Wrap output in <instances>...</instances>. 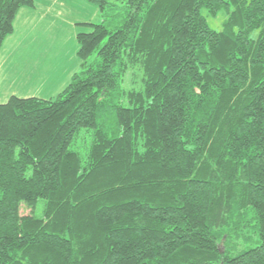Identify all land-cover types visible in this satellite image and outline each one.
<instances>
[{"label":"trees","instance_id":"1","mask_svg":"<svg viewBox=\"0 0 264 264\" xmlns=\"http://www.w3.org/2000/svg\"><path fill=\"white\" fill-rule=\"evenodd\" d=\"M91 1L70 83L0 103V264H264V0Z\"/></svg>","mask_w":264,"mask_h":264},{"label":"rangeland","instance_id":"2","mask_svg":"<svg viewBox=\"0 0 264 264\" xmlns=\"http://www.w3.org/2000/svg\"><path fill=\"white\" fill-rule=\"evenodd\" d=\"M39 11L51 6L53 28L43 22L18 25L6 38L0 57V101L6 94L55 98L81 68L76 34L90 31L87 23H99L103 15L91 0H34ZM47 5V6H46ZM224 17H208L214 29H221ZM10 39V40H8ZM8 41V42H7ZM3 43V45H4ZM2 45V46H3ZM130 77V76H128ZM130 79L127 84L131 86ZM9 95V97H11ZM23 215L30 208L22 206ZM39 214V213H37Z\"/></svg>","mask_w":264,"mask_h":264},{"label":"crops","instance_id":"3","mask_svg":"<svg viewBox=\"0 0 264 264\" xmlns=\"http://www.w3.org/2000/svg\"><path fill=\"white\" fill-rule=\"evenodd\" d=\"M51 6L52 5H48L46 11H44V10L43 11H39L38 10V5H36V4L34 6H32V7H23V8H21L20 11L18 12V15H17L16 19H15L14 32L8 38L14 36L18 25L38 24V23L45 22L49 26L50 29L53 28L54 19H50V17H49V14L51 13V11H50L51 10ZM81 30L82 29H79L77 34L79 32H81ZM77 34H76V36H77ZM8 40H10V39H8ZM76 41H77V38H76ZM77 44H78V42H77ZM4 46H6L5 43L2 46V48L0 49L1 52H2V50L4 48ZM1 52H0V57L2 56ZM16 93L17 92L13 91L10 94H6L5 97L3 98L4 100H1L0 103L6 102L10 98L9 95H11V94L14 95ZM0 94H1V92H0ZM24 97H28V96H24ZM42 98H44V97H42Z\"/></svg>","mask_w":264,"mask_h":264}]
</instances>
